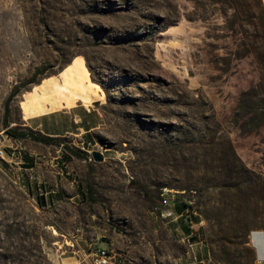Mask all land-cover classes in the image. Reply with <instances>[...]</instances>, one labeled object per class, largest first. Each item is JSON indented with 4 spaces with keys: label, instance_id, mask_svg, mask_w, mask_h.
Wrapping results in <instances>:
<instances>
[{
    "label": "rangeland",
    "instance_id": "374dc122",
    "mask_svg": "<svg viewBox=\"0 0 264 264\" xmlns=\"http://www.w3.org/2000/svg\"><path fill=\"white\" fill-rule=\"evenodd\" d=\"M224 6L0 0V142L17 145L6 130L12 91L8 127L27 129L21 98L26 114L45 110L50 87L67 103L101 92L105 114L91 141L21 137L22 156L0 157V264H89L92 242L121 264H188L200 249L192 234L210 249L199 264H258L264 116L257 125L239 102L263 65L253 24Z\"/></svg>",
    "mask_w": 264,
    "mask_h": 264
},
{
    "label": "crops",
    "instance_id": "0c3cea01",
    "mask_svg": "<svg viewBox=\"0 0 264 264\" xmlns=\"http://www.w3.org/2000/svg\"><path fill=\"white\" fill-rule=\"evenodd\" d=\"M51 77L52 80H59V76ZM52 80L50 79V81ZM56 90H58V88L50 87L49 89V92L52 93V97L56 98L54 103L49 101L47 103V109L31 114H26L24 106H22L21 101L25 98L24 93L20 100L22 115L21 124L49 135L63 136L74 134L82 138V143H84L85 140H93L95 137V131L105 123V114L102 109V104L104 102L103 94L99 92V94L92 97L91 101L76 98L73 102L67 103L63 94ZM13 142L19 146V144H21V138H15ZM24 155L26 156V153ZM20 156H22V154ZM27 157L28 156H26V158ZM19 161H22V159L16 160L15 162ZM51 191L53 199L59 196L58 189H53ZM176 212L178 213L177 215L180 217V220L175 223V229L178 233H183L189 224L181 217L183 211L176 209ZM194 223L197 224L199 221H194ZM253 239L258 264H264V262H259V260L264 259V230H256L253 233ZM197 247L200 249L195 257L199 262H205V260L210 258V249L203 238L194 241L192 249L196 250ZM78 260L79 259L76 258L74 264H76V261ZM87 262L91 264V261L88 259Z\"/></svg>",
    "mask_w": 264,
    "mask_h": 264
},
{
    "label": "trees",
    "instance_id": "16d2710c",
    "mask_svg": "<svg viewBox=\"0 0 264 264\" xmlns=\"http://www.w3.org/2000/svg\"><path fill=\"white\" fill-rule=\"evenodd\" d=\"M220 1L226 6L233 7V16L235 17V21L238 22L239 25H242V22L252 23L255 28L254 34V42L253 44L254 50L258 51L260 56V63L263 65V73L261 80L258 84L243 90L240 96L239 109H246L247 113H250L252 119L256 121L257 125L259 123L258 118L260 116H264V0H216ZM226 6L224 9V13H228L226 10ZM70 61H67L68 64ZM65 64V65H66ZM64 65V66H65ZM89 68H91V64H89ZM63 66V67H64ZM62 67V68H63ZM31 82H38L36 79L31 80ZM15 92H11L6 101V130L7 132L15 138L18 137H33L36 140L52 143L57 141L60 136L49 135L43 132L37 131L33 128L27 126V129L21 130L17 126L8 127V113L10 111V104L13 99ZM76 154L80 156H89L87 151H84L80 148L74 150ZM89 189V188H88ZM88 194V193H87ZM41 201V197H40ZM42 204V203H41ZM189 205V202H185L180 204L177 209L179 211H184V209ZM191 205V204H190Z\"/></svg>",
    "mask_w": 264,
    "mask_h": 264
},
{
    "label": "built area",
    "instance_id": "2783aa9c",
    "mask_svg": "<svg viewBox=\"0 0 264 264\" xmlns=\"http://www.w3.org/2000/svg\"><path fill=\"white\" fill-rule=\"evenodd\" d=\"M13 148L9 149L7 145L0 142V157L7 159V161H13L16 156L20 155L21 147L13 145ZM84 147V146H83ZM90 151V150H89ZM91 264H121L117 255V252L109 246H99L96 242L90 244ZM264 262V259L259 260ZM188 264H199L197 258L194 256L188 262Z\"/></svg>",
    "mask_w": 264,
    "mask_h": 264
},
{
    "label": "water",
    "instance_id": "95a60500",
    "mask_svg": "<svg viewBox=\"0 0 264 264\" xmlns=\"http://www.w3.org/2000/svg\"><path fill=\"white\" fill-rule=\"evenodd\" d=\"M91 154H92V157L97 161H101L105 158L104 153L99 149L92 150ZM103 240H106V239L103 237ZM189 240L190 242H194L196 240V234H192Z\"/></svg>",
    "mask_w": 264,
    "mask_h": 264
}]
</instances>
